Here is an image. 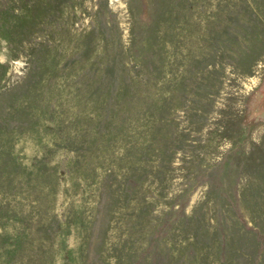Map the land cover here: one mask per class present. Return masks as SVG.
Segmentation results:
<instances>
[{"label":"rangeland","instance_id":"1","mask_svg":"<svg viewBox=\"0 0 264 264\" xmlns=\"http://www.w3.org/2000/svg\"><path fill=\"white\" fill-rule=\"evenodd\" d=\"M0 264H264V0H0Z\"/></svg>","mask_w":264,"mask_h":264}]
</instances>
